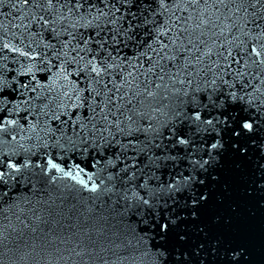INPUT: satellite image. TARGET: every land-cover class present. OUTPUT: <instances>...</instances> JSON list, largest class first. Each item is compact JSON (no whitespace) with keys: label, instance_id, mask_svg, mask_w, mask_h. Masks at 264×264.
Wrapping results in <instances>:
<instances>
[{"label":"snow or ice","instance_id":"6c2138e0","mask_svg":"<svg viewBox=\"0 0 264 264\" xmlns=\"http://www.w3.org/2000/svg\"><path fill=\"white\" fill-rule=\"evenodd\" d=\"M226 158L264 207V0H0V264H251Z\"/></svg>","mask_w":264,"mask_h":264},{"label":"water","instance_id":"95a60500","mask_svg":"<svg viewBox=\"0 0 264 264\" xmlns=\"http://www.w3.org/2000/svg\"><path fill=\"white\" fill-rule=\"evenodd\" d=\"M233 167L226 158L219 173L221 180L211 186L213 197L206 210L207 219L210 222L215 216L230 218L228 224L221 222L220 229L247 247L251 264H264V207L258 202L259 197L245 195V185Z\"/></svg>","mask_w":264,"mask_h":264}]
</instances>
